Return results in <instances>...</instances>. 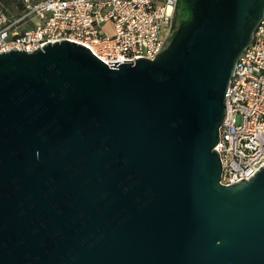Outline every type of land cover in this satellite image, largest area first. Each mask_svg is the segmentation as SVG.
Listing matches in <instances>:
<instances>
[{
	"label": "water",
	"instance_id": "water-1",
	"mask_svg": "<svg viewBox=\"0 0 264 264\" xmlns=\"http://www.w3.org/2000/svg\"><path fill=\"white\" fill-rule=\"evenodd\" d=\"M264 0H176L154 60L0 53V264H264V167L216 145Z\"/></svg>",
	"mask_w": 264,
	"mask_h": 264
},
{
	"label": "built area",
	"instance_id": "built-area-1",
	"mask_svg": "<svg viewBox=\"0 0 264 264\" xmlns=\"http://www.w3.org/2000/svg\"><path fill=\"white\" fill-rule=\"evenodd\" d=\"M21 4L18 15L0 4V53L33 52L67 40L116 68L157 57L176 0H21ZM226 107L216 150L222 163L220 183L229 186L264 167V19L239 58Z\"/></svg>",
	"mask_w": 264,
	"mask_h": 264
},
{
	"label": "trees",
	"instance_id": "trees-1",
	"mask_svg": "<svg viewBox=\"0 0 264 264\" xmlns=\"http://www.w3.org/2000/svg\"><path fill=\"white\" fill-rule=\"evenodd\" d=\"M1 1L4 4L3 5L4 7L7 8V7H12L13 5H15L18 8L19 13L21 12V9H22L21 0H1Z\"/></svg>",
	"mask_w": 264,
	"mask_h": 264
},
{
	"label": "rangeland",
	"instance_id": "rangeland-1",
	"mask_svg": "<svg viewBox=\"0 0 264 264\" xmlns=\"http://www.w3.org/2000/svg\"><path fill=\"white\" fill-rule=\"evenodd\" d=\"M0 4L4 5L1 0H0ZM7 9L10 11L11 14H14V15H17L19 13L18 8L15 5H13L12 7H7ZM108 32L109 33L112 32L111 27H108Z\"/></svg>",
	"mask_w": 264,
	"mask_h": 264
}]
</instances>
